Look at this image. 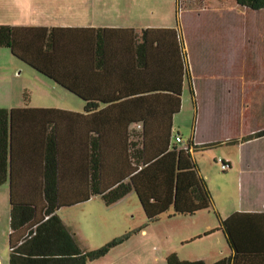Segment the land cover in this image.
<instances>
[{
	"label": "trees",
	"instance_id": "obj_1",
	"mask_svg": "<svg viewBox=\"0 0 264 264\" xmlns=\"http://www.w3.org/2000/svg\"><path fill=\"white\" fill-rule=\"evenodd\" d=\"M237 4L252 11L264 10V0H237ZM127 31L134 32L0 25V49L9 50L13 57L43 78L81 99L86 113L97 112L103 105L106 107L104 111H108L117 104L106 102L99 96L93 97L83 83L85 67L105 63L108 48L127 49L125 57L139 68H155L158 86L151 93H156L160 114L157 118L137 121L140 131L132 135L136 141H131L125 150L124 175L116 184L108 187L102 184L104 157L100 154V147L94 145L92 186L88 196L72 199L64 196L69 190L70 169L64 157L68 150L63 148L69 144V139L49 138L42 173L36 166L31 169L35 170L31 176L33 181L25 179L21 173L23 170L17 167L14 122L21 112L35 110L0 109V186L9 185L11 207L9 264H89L105 257L112 247L128 236L96 251H86L58 215L60 209L87 203L92 197H101L107 206H112L134 192L149 222L157 221L170 210L174 216H194L212 208L211 191L192 161V151L198 146L191 141L179 144L175 140L171 144L173 117L182 109L185 77L194 99L178 31L148 28L130 38L114 35ZM42 111L66 115L55 110ZM262 136L264 131L252 137ZM128 141L129 135L125 137V142ZM209 146L200 149L205 151ZM249 216L236 213L220 222L219 231L232 254L214 264H264V221L259 225L242 221L241 218ZM167 263L206 264L182 261L175 253L167 257Z\"/></svg>",
	"mask_w": 264,
	"mask_h": 264
},
{
	"label": "rangeland",
	"instance_id": "obj_2",
	"mask_svg": "<svg viewBox=\"0 0 264 264\" xmlns=\"http://www.w3.org/2000/svg\"><path fill=\"white\" fill-rule=\"evenodd\" d=\"M214 1L96 0L95 10L99 20L110 24L178 25L188 56L187 65L190 66L189 58L193 61L195 70L191 72V68L188 69L197 101L194 104L187 83L182 96V110L175 117V128L189 138L197 113L198 123L206 119L213 121L210 133L217 136L219 142L236 137L240 130L257 127L264 121V88L248 84L264 80V45L260 49L258 44L262 23L256 24L255 18L247 19L248 8L239 6L237 20L229 22V18L223 17L220 21L214 13L217 11L212 6ZM86 2L89 0H0V25H37L48 20V10L53 12L50 14H54L55 22L70 23L81 10L90 9L85 7ZM230 33L237 35L238 47L231 56ZM50 82L13 57L9 50L0 49V108L82 104L78 97L60 87L53 90ZM235 152L232 144L225 143L195 155L204 171L217 170V176L212 174L210 182L217 186L218 203L224 199L219 197L223 182L230 186V194L236 202L240 196L238 174L233 170L224 172L217 162L218 159L237 160ZM217 213L213 210L210 216L212 221L216 219L219 223ZM58 215L86 251H96L128 236L112 247L105 257L89 264H168L167 257L173 253L188 262H204L202 259L207 257L231 255L221 231L209 237H204L205 234L196 236L202 226L208 224L204 215L174 216L170 210L157 221L149 222L135 194L113 206H107L101 198L94 199L79 206L62 208ZM9 230V185L5 184L0 186V260L8 264Z\"/></svg>",
	"mask_w": 264,
	"mask_h": 264
},
{
	"label": "crops",
	"instance_id": "obj_3",
	"mask_svg": "<svg viewBox=\"0 0 264 264\" xmlns=\"http://www.w3.org/2000/svg\"><path fill=\"white\" fill-rule=\"evenodd\" d=\"M95 1L96 0H89V3L86 2L85 7L89 6L90 9L86 11L81 10L82 12L73 16L74 20L70 23L55 22V18H53L54 14H50L53 12L48 10L46 12V16L49 17L47 18L48 20L41 21V23H38L37 25H25L24 23L19 25L18 23L14 26L133 30V34L128 31L117 32L114 34L127 38L135 36L136 34L140 35L143 30L148 28L176 29L179 31L178 25L176 27H146L149 25L136 26L132 25L131 22H128V24H110L106 20L102 21V19L99 20V18H97L95 10L97 5ZM212 6L215 10H217L214 13L217 14V19L220 21L224 19L223 17L229 18V22H231V19L237 20L239 9L237 0H215ZM246 11L247 19L255 18L256 24H258L259 21L262 23L261 27L263 29L261 31L257 30L259 35L258 38L261 39V41L258 42L260 46L259 48L262 49L264 45V10L252 11L247 9ZM83 14L85 17H82ZM178 34L181 39L180 32H178ZM229 36V52L231 56L238 48L236 44L237 35H232V33H230ZM125 50L127 49L108 48L107 52L109 53V56L105 63L101 62L90 64L88 67H85V71L83 72V83L93 97L99 96L104 98V101L106 102H114V104H117L114 105L116 107H112L111 110L104 111L106 107L103 105L97 112L86 113L84 102L81 99L82 104L72 102L71 107H53L45 104H38L29 105L28 107L14 108H28L35 110L21 112L18 114L16 121L14 122L16 142L18 144L16 154L18 156L17 167L18 169L23 170L21 173L25 179L33 181L31 176L34 175L32 171L35 170L31 169L36 166L38 167L39 172L42 173L46 157V141L51 137L60 136L62 138L64 137L69 139V144L65 145L63 148L68 150L64 157L66 159V164H68L70 169V173L68 175L69 181L67 182L69 183V190L68 193L64 195L65 197L80 199L88 196V192L92 186V157L94 145H96V147H100V154L104 157L103 162L105 170L102 172V184L108 187L121 180L124 175L122 173V166L125 165L126 161L125 150L131 141H136L133 136L135 133L140 131L137 127L139 124L137 121L147 117H160V114L157 111L156 93H151L158 86L155 77V68L148 67L145 70L143 68H139L136 63L131 62L128 57H125V55H128ZM184 52L186 54L185 49ZM187 54L189 55L190 53L187 52ZM133 58L136 62V56ZM189 61L190 66L187 65L186 67L187 69L188 67L191 68V72H193L195 70L193 61L192 59L190 60V58ZM230 63H232L231 60ZM50 83H52V89L55 91V87H60L53 82ZM187 83H189V81L188 78L185 77L183 81L182 96ZM248 84L264 88V80L257 82V84H255V82H249ZM195 90L196 89H193L194 103L197 101ZM42 110H55L66 113V115L60 113L53 115ZM176 116L173 117L171 144L175 143L177 136H180L185 144L191 141L195 146H198V149L192 151V161L197 166L199 176L204 178L207 182L213 196L212 208L218 212L217 217L219 223L216 219H213L212 221L210 216L212 215V208L208 211H202L194 215V217L204 215V219L208 221V224H206L205 227L204 224L202 226L203 228L196 236H202L205 234L204 237H209L216 234L217 231H219L218 228L220 222L230 218L236 213L250 215L249 217L241 218L245 223H254L256 225L258 223H262L260 221H264V136L259 138L252 136L264 131V121L257 127H250L247 130L244 128L243 131L240 130L236 137H228L217 142V136L210 133L213 121L206 119L205 121H199L198 123L196 113V119L194 121L191 135L189 138H186L184 133L182 134L181 132H178L175 128ZM128 135L129 141L126 143L125 137ZM99 138H101L100 141H98ZM225 143L232 144L236 149L235 153L238 154L237 160H223L230 165L229 170H233L238 174V188H240L241 193L236 202L230 194V186L227 182H223L222 185H220L219 197L222 198L223 196L224 199H222V202L220 201L221 203H218L217 186L216 184L210 182V176L212 174L217 176V170L213 168L210 172L209 170L204 171L201 166L202 163L197 161L195 155L197 152H205L210 148H214L217 147V145ZM203 146L209 147L205 151H202L200 148ZM35 163L37 165H35ZM130 194L136 195L134 192H131ZM98 198L101 197H92L91 200ZM230 257L218 258L212 256L202 260L206 264H214L222 259H228ZM0 264L8 263L7 261L3 262L0 260Z\"/></svg>",
	"mask_w": 264,
	"mask_h": 264
},
{
	"label": "built area",
	"instance_id": "obj_4",
	"mask_svg": "<svg viewBox=\"0 0 264 264\" xmlns=\"http://www.w3.org/2000/svg\"><path fill=\"white\" fill-rule=\"evenodd\" d=\"M175 140L179 144H183L184 143L183 139L180 136H177ZM217 162L222 166V169L224 171L229 170V164L226 161H224L223 159H219Z\"/></svg>",
	"mask_w": 264,
	"mask_h": 264
}]
</instances>
